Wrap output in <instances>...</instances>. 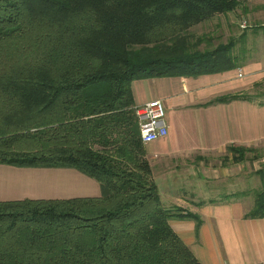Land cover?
Listing matches in <instances>:
<instances>
[{
	"label": "trees",
	"instance_id": "16d2710c",
	"mask_svg": "<svg viewBox=\"0 0 264 264\" xmlns=\"http://www.w3.org/2000/svg\"><path fill=\"white\" fill-rule=\"evenodd\" d=\"M246 1L0 0V165L73 169L100 188L0 203V264H200L169 224L199 218L162 206L132 84L236 69L233 40L200 51L189 31ZM251 195L246 218H264L263 177Z\"/></svg>",
	"mask_w": 264,
	"mask_h": 264
},
{
	"label": "crops",
	"instance_id": "0c3cea01",
	"mask_svg": "<svg viewBox=\"0 0 264 264\" xmlns=\"http://www.w3.org/2000/svg\"><path fill=\"white\" fill-rule=\"evenodd\" d=\"M255 50L245 51L233 70L132 84L135 106L163 103L167 136L143 145L145 159L162 206L199 218L169 224L200 264H264V218H246L256 179L227 158L229 147L264 152L263 43ZM222 98L236 99L210 105ZM225 189L233 192L215 194ZM99 195L98 183L73 169L0 165V203Z\"/></svg>",
	"mask_w": 264,
	"mask_h": 264
},
{
	"label": "rangeland",
	"instance_id": "374dc122",
	"mask_svg": "<svg viewBox=\"0 0 264 264\" xmlns=\"http://www.w3.org/2000/svg\"><path fill=\"white\" fill-rule=\"evenodd\" d=\"M263 27L264 0H248L242 2L234 12L217 15L205 23L192 27L189 32L193 36V41H196L198 38L202 39V43L197 47L200 51H203L207 47L213 48L219 44H227L230 40H233L235 43L233 56L241 58V55L243 56L245 51L249 49L255 50L262 43L264 45ZM238 63L239 60H237ZM227 158L236 163H243V172H246V177L249 174L255 177L256 190L260 188L261 177L264 178V152L262 149L238 150L234 155L228 154ZM225 190V193L216 191L215 194L223 196L228 191L233 192L230 189ZM171 211L176 212L177 210L174 208Z\"/></svg>",
	"mask_w": 264,
	"mask_h": 264
},
{
	"label": "built area",
	"instance_id": "2783aa9c",
	"mask_svg": "<svg viewBox=\"0 0 264 264\" xmlns=\"http://www.w3.org/2000/svg\"><path fill=\"white\" fill-rule=\"evenodd\" d=\"M142 145L151 144L167 136L165 110L160 100H152L134 108Z\"/></svg>",
	"mask_w": 264,
	"mask_h": 264
}]
</instances>
